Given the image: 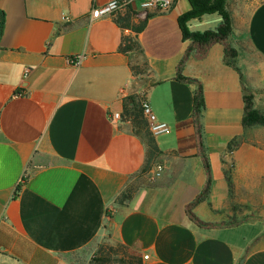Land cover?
<instances>
[{"label":"crops","instance_id":"crops-1","mask_svg":"<svg viewBox=\"0 0 264 264\" xmlns=\"http://www.w3.org/2000/svg\"><path fill=\"white\" fill-rule=\"evenodd\" d=\"M113 1L0 0V264H264V126L242 124L245 95L264 111V0H226L238 70L183 40L187 0L137 35L92 16ZM134 95L165 126L146 172L121 118Z\"/></svg>","mask_w":264,"mask_h":264},{"label":"trees","instance_id":"trees-1","mask_svg":"<svg viewBox=\"0 0 264 264\" xmlns=\"http://www.w3.org/2000/svg\"><path fill=\"white\" fill-rule=\"evenodd\" d=\"M190 9L181 15L178 20L179 28L182 33L183 40H191L192 43L200 46L201 53L205 52L208 46L213 43H221L224 45L225 61L228 65L238 70L232 63L234 58L233 50L227 43V39L231 34L232 25L231 18L228 11L225 8L226 0H187ZM218 13L222 17V22L214 29L208 30L203 33L190 32L187 27V22L194 18H199L203 14ZM116 15L115 22L122 29H129L136 35L141 32L145 26L146 20L150 17L147 14L146 17L136 26H131V16L135 14L131 9L127 10L125 14L121 15L120 11L112 13ZM4 25V14L0 12V37L2 35ZM123 45L121 51L123 53L131 52L135 48L138 49L137 41L133 42L130 38H123ZM184 58L180 61L177 67L176 78L178 80H188L181 75V66L183 65ZM143 99L138 96H129L124 99L123 110L121 114L122 120H129L132 126V132L138 136L145 146V162L142 168V172L149 170L154 162V159L160 154L154 135L148 129V123L146 117L143 114L142 108ZM195 111H199L202 107L201 91L199 90L194 98ZM244 116L242 124L244 127H250L254 125L264 126V111H259L253 108L252 98L249 95L244 96ZM129 197L128 191L120 195L119 201H123Z\"/></svg>","mask_w":264,"mask_h":264},{"label":"built area","instance_id":"built-area-1","mask_svg":"<svg viewBox=\"0 0 264 264\" xmlns=\"http://www.w3.org/2000/svg\"><path fill=\"white\" fill-rule=\"evenodd\" d=\"M173 0H116L110 2L107 6L102 9L93 10L92 16L94 18L99 17L103 14H112L116 11L131 9L135 13H139L142 16L150 11L166 12L170 9ZM72 63V62H71ZM78 63V62H77ZM143 114L146 117L148 123V129L152 135H157L165 131L164 124L158 123L155 116L149 110L146 102L142 103ZM117 119L119 116L116 114L113 116ZM153 173L155 177L160 176L163 171V165L161 163H155L153 166Z\"/></svg>","mask_w":264,"mask_h":264},{"label":"rangeland","instance_id":"rangeland-1","mask_svg":"<svg viewBox=\"0 0 264 264\" xmlns=\"http://www.w3.org/2000/svg\"><path fill=\"white\" fill-rule=\"evenodd\" d=\"M260 1H263V0H254V2H260ZM127 10L129 9H126V10H121V12H126ZM136 14V15H135ZM134 15L131 16V19H130V24L131 26H136L138 25L142 20H143V17L141 15H137V13H135ZM135 21V22H134ZM232 25V23H231ZM128 38H130L133 42H136V37L135 35H130L128 36ZM227 43L229 44V46L232 48L233 50V55H234V58L231 60L232 63L234 65H236V59H237V55L239 53H242L246 48H245V45L243 44L242 41H240V39L236 38L234 35H233V32L231 30V34L229 35L228 39H227ZM235 45V46H234ZM133 52H135L136 54V57H138L139 55V52H138V49L135 48L133 50ZM139 64H143V62H139ZM234 222V221H233Z\"/></svg>","mask_w":264,"mask_h":264}]
</instances>
